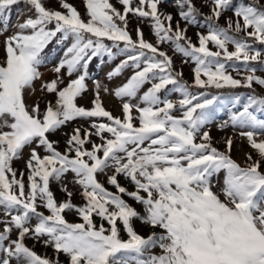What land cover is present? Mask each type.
I'll return each mask as SVG.
<instances>
[{
  "label": "snow or ice",
  "instance_id": "snow-or-ice-1",
  "mask_svg": "<svg viewBox=\"0 0 264 264\" xmlns=\"http://www.w3.org/2000/svg\"><path fill=\"white\" fill-rule=\"evenodd\" d=\"M82 5L0 0V264H264V0Z\"/></svg>",
  "mask_w": 264,
  "mask_h": 264
},
{
  "label": "rangeland",
  "instance_id": "rangeland-1",
  "mask_svg": "<svg viewBox=\"0 0 264 264\" xmlns=\"http://www.w3.org/2000/svg\"><path fill=\"white\" fill-rule=\"evenodd\" d=\"M68 3L73 4L74 6L77 7V9L79 11H81V13H83V5H82V0H68ZM50 6H55V5H50ZM163 10L168 11V12H174V8L171 6L165 7L163 8ZM205 12L207 11V8L203 9ZM16 16V10H13V19H15ZM134 21H132V23L130 24V29L134 26ZM145 32V38L151 40L152 36L149 33V30L147 28V26H142ZM14 31V29H13ZM189 36H192L193 41L195 42L196 37L194 35V30H189L188 32ZM133 36H135V33L133 32ZM0 40H2V38H0ZM70 43V41H66L64 42V44H57V47L54 48L52 50V52L50 53V55H48V57L46 58L49 63L47 65V67H42L41 71L44 73V80H50L53 78V74L50 72V68L60 59L62 58V54L63 51L65 50V46L68 45ZM3 55V50H2V45H0V56ZM114 63H118V61L113 62V64H101V62L98 59V64L96 65V70L93 72V74L91 75L92 77H94L96 80H99L103 85H107L110 89H114L118 86H120L123 82H125V78L130 74L129 72H126L124 74L123 77H118L115 78L114 80H112L111 82H109L107 80L106 74L108 71L111 70V68L114 66ZM177 63H179V61H177ZM184 72H185V79L191 81V68L188 65H184ZM259 74V73H258ZM41 81H37L36 82V87H37V93L36 96H41V93L39 92V86H40ZM88 88H89V92L86 94L87 99L85 100H81L80 103L83 105H88V99L91 98V91L94 87L92 80H89L88 82ZM46 99H52V97H45ZM102 98H103V102H104V107L109 110L110 112H112V114L114 116H120L121 115V111H120V102L118 100L115 99L114 96L111 95H103L102 93ZM175 99V97H173ZM43 99L41 100V108L43 109L44 107V103H43ZM225 115L224 111L221 110L220 113L217 114V118L219 119L220 117H223ZM78 123H84V122H78ZM85 127H87V124H84ZM72 125H69L66 129H63L62 131H71ZM213 135L217 138H219L220 135H232V133L229 131L227 133L224 134H220L216 132V129L213 128ZM52 139H59L61 141V145L60 147L63 148V140L65 139V137L63 135H59L56 137H52ZM218 147L220 145H217ZM246 146L245 143L241 140H237L235 146H234V150H233V157L237 160V161H241L243 159V155H242V151L245 150ZM27 157V151H25V158ZM14 167L20 169L21 171H23V162H17L14 164ZM103 179V178H102ZM52 191L54 193L57 194V199H61L62 198V194L59 192L58 186L53 183L51 185ZM109 190H113L114 189H109ZM76 204H82L83 201L80 200L79 197H76L73 201ZM66 219L69 222H78L76 217L73 214H67L66 215ZM97 223H99V219L97 218ZM107 226V225H105ZM140 234L143 236L147 235V230H140ZM123 235V234H122ZM125 239H127L126 236H124ZM29 246L32 245V241H28ZM35 251L38 254L43 255L45 253V249L40 246L37 245L35 247ZM48 254L50 255V251H48Z\"/></svg>",
  "mask_w": 264,
  "mask_h": 264
},
{
  "label": "trees",
  "instance_id": "trees-1",
  "mask_svg": "<svg viewBox=\"0 0 264 264\" xmlns=\"http://www.w3.org/2000/svg\"><path fill=\"white\" fill-rule=\"evenodd\" d=\"M56 47H57V43L54 40L51 44H49V46L45 49V52L42 55L46 56V58H47L48 55H50V53L52 52V50ZM97 64H98V59L94 60L93 63L90 65V69H89L90 75H92L93 72L96 70Z\"/></svg>",
  "mask_w": 264,
  "mask_h": 264
}]
</instances>
